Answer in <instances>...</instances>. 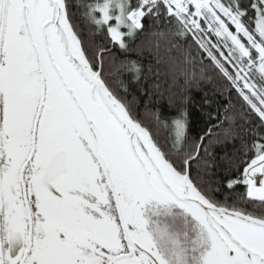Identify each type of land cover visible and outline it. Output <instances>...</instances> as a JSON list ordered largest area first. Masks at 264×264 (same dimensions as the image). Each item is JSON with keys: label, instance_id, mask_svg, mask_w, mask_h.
Masks as SVG:
<instances>
[{"label": "snow or ice", "instance_id": "snow-or-ice-1", "mask_svg": "<svg viewBox=\"0 0 264 264\" xmlns=\"http://www.w3.org/2000/svg\"><path fill=\"white\" fill-rule=\"evenodd\" d=\"M0 264H264V0H0Z\"/></svg>", "mask_w": 264, "mask_h": 264}, {"label": "trees", "instance_id": "trees-1", "mask_svg": "<svg viewBox=\"0 0 264 264\" xmlns=\"http://www.w3.org/2000/svg\"><path fill=\"white\" fill-rule=\"evenodd\" d=\"M197 99H198V97H197ZM189 110H190V120H192L193 123H195L196 120H197L198 110H197V108L194 105H190V109Z\"/></svg>", "mask_w": 264, "mask_h": 264}]
</instances>
